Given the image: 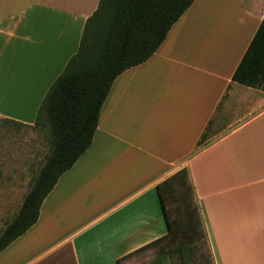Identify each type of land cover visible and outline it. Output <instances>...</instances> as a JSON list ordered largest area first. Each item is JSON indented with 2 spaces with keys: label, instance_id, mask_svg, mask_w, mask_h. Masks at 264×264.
<instances>
[{
  "label": "crops",
  "instance_id": "obj_1",
  "mask_svg": "<svg viewBox=\"0 0 264 264\" xmlns=\"http://www.w3.org/2000/svg\"><path fill=\"white\" fill-rule=\"evenodd\" d=\"M99 1L0 0V117L35 121ZM263 19L264 0H195L117 76L90 147L0 264H139L168 232L157 186L182 167L215 264H264V79H233ZM92 192L105 209L76 215Z\"/></svg>",
  "mask_w": 264,
  "mask_h": 264
},
{
  "label": "trees",
  "instance_id": "obj_2",
  "mask_svg": "<svg viewBox=\"0 0 264 264\" xmlns=\"http://www.w3.org/2000/svg\"><path fill=\"white\" fill-rule=\"evenodd\" d=\"M194 1H99L86 21L78 51L51 85L36 115L34 125L48 129L51 152L19 211L0 232V252L37 222L43 201L61 175L90 147L117 76L153 55ZM233 79L249 86L264 79V19ZM157 188L168 232L137 250L156 249V256L146 264H215L189 169L182 167Z\"/></svg>",
  "mask_w": 264,
  "mask_h": 264
},
{
  "label": "rangeland",
  "instance_id": "obj_3",
  "mask_svg": "<svg viewBox=\"0 0 264 264\" xmlns=\"http://www.w3.org/2000/svg\"><path fill=\"white\" fill-rule=\"evenodd\" d=\"M6 119L0 117V232L19 211L33 178L51 152L47 128L35 126L34 121L18 126ZM105 207V198L92 192L78 204L81 213L75 214L91 216ZM150 249L142 254L139 264L156 256V249Z\"/></svg>",
  "mask_w": 264,
  "mask_h": 264
}]
</instances>
